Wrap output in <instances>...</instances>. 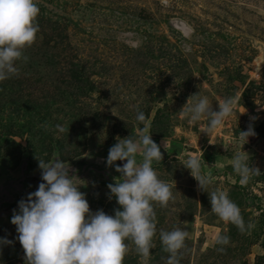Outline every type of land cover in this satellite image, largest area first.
Returning <instances> with one entry per match:
<instances>
[{"label": "rangeland", "instance_id": "rangeland-1", "mask_svg": "<svg viewBox=\"0 0 264 264\" xmlns=\"http://www.w3.org/2000/svg\"><path fill=\"white\" fill-rule=\"evenodd\" d=\"M36 3L40 31L25 50L29 59L0 82V238L11 241L0 244V264H25L11 219L43 182L38 158L64 161L91 210L114 215L120 206L107 185L121 174L107 165L109 149L118 136L140 133L141 111L164 156L153 168L175 196L168 207L155 206L148 264H166L159 232L175 227L188 233L180 264H264V0ZM197 93L217 111V101L237 99L210 134L207 118L182 114ZM250 125L256 135L241 141ZM243 150L261 172L245 185L233 170ZM190 157L211 177L208 191H227L251 230L241 233L211 212L209 194L184 167ZM221 235L230 236L228 245L216 243ZM129 244L123 264H141Z\"/></svg>", "mask_w": 264, "mask_h": 264}, {"label": "clouds", "instance_id": "clouds-1", "mask_svg": "<svg viewBox=\"0 0 264 264\" xmlns=\"http://www.w3.org/2000/svg\"><path fill=\"white\" fill-rule=\"evenodd\" d=\"M39 14L36 0H0V82L18 74L17 61H28L24 53L36 42ZM217 102L218 111L213 109L207 96L193 94L182 114L190 122L207 118L206 133L210 134L233 114L237 99L228 97ZM136 120L144 125L140 133L135 137L118 136L107 157V165H115L121 174L115 183L107 185L110 198L115 197L120 206L114 215L102 209L91 210L86 193L70 178L64 161L46 162L38 158L43 182L26 200L19 201V211L14 210L11 219L24 250L25 264H123L131 250L129 242L135 245L141 264H148L157 235L155 206L166 208L175 196L172 185L161 180L153 168V163L163 161L164 156L161 145L152 138L145 113L138 112ZM56 127L64 131L60 125ZM255 135L251 125L247 131H239L241 141L248 142ZM162 143L165 148V141ZM249 158L244 150L233 158V170L240 176L241 185L261 173L259 168L251 166ZM117 161H124L123 166L116 165ZM184 167L198 181L199 189L209 194L211 212L225 223L235 225L241 233L254 227L251 222L245 223L240 207L229 198L227 191H208L212 180L202 174L200 158L190 157ZM159 237L163 251L169 254L166 264H180L187 231L180 227L160 230ZM230 239L228 235H221L216 243L226 246ZM10 243L0 238V244Z\"/></svg>", "mask_w": 264, "mask_h": 264}]
</instances>
